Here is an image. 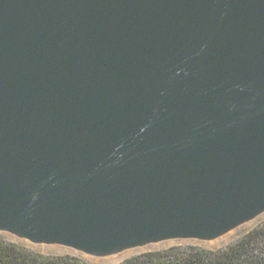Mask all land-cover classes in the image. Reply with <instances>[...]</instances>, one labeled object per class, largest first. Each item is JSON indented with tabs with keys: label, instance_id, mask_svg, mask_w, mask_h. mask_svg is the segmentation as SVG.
Returning <instances> with one entry per match:
<instances>
[{
	"label": "water",
	"instance_id": "95a60500",
	"mask_svg": "<svg viewBox=\"0 0 264 264\" xmlns=\"http://www.w3.org/2000/svg\"><path fill=\"white\" fill-rule=\"evenodd\" d=\"M264 212V0H0V233L91 257Z\"/></svg>",
	"mask_w": 264,
	"mask_h": 264
},
{
	"label": "trees",
	"instance_id": "16d2710c",
	"mask_svg": "<svg viewBox=\"0 0 264 264\" xmlns=\"http://www.w3.org/2000/svg\"><path fill=\"white\" fill-rule=\"evenodd\" d=\"M0 264H85L71 254L46 255L0 236ZM120 264H264V221L220 249L173 245L134 255Z\"/></svg>",
	"mask_w": 264,
	"mask_h": 264
},
{
	"label": "rangeland",
	"instance_id": "374dc122",
	"mask_svg": "<svg viewBox=\"0 0 264 264\" xmlns=\"http://www.w3.org/2000/svg\"><path fill=\"white\" fill-rule=\"evenodd\" d=\"M264 221V212L254 218L253 220L242 224L238 226L237 228L231 230L230 232L224 234L223 236L209 242H200L195 240H172V241H166L161 242L157 244L148 245L142 248L137 249H131V250H125L123 252H120L118 254H114L111 256H105V257H91L86 256L81 253H77L71 249H67L61 246H53V245H32L25 241L16 239L15 237L8 235L6 233H0V236L3 237L6 241L9 242H16L19 244H22L24 246H27L41 254L46 255H61V254H71L76 255L80 257L85 264H120L125 259L132 257L137 254H141L147 251L151 250H158V249H164L168 248L173 245H198L207 249H220L228 244L235 241L237 238H239L242 234L246 233L253 227L257 226L261 222Z\"/></svg>",
	"mask_w": 264,
	"mask_h": 264
}]
</instances>
